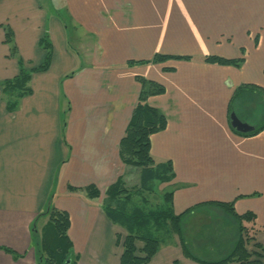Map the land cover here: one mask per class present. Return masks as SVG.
<instances>
[{
    "label": "crops",
    "instance_id": "0c3cea01",
    "mask_svg": "<svg viewBox=\"0 0 264 264\" xmlns=\"http://www.w3.org/2000/svg\"><path fill=\"white\" fill-rule=\"evenodd\" d=\"M5 26L14 32L15 56ZM45 35L51 66L32 74V93L10 111L2 84L21 65L43 62ZM156 54L194 58L129 63ZM206 55L244 62L216 64ZM137 76L165 86L148 98L168 120L152 136L151 152L157 162L173 163L175 178L162 185L174 187L175 213L187 211L189 250L213 261L232 249L226 228L199 221L221 208L216 202L234 201L238 213H255L258 230L248 248L264 256V129L243 135L230 121L233 112L254 128L264 121V0H0V247L21 254L0 249V264H39L52 207L69 213L76 264H120L116 228L126 231L102 203L129 168L120 141L142 88ZM90 185L99 197L88 194ZM151 264L203 263L187 257L174 233Z\"/></svg>",
    "mask_w": 264,
    "mask_h": 264
},
{
    "label": "trees",
    "instance_id": "16d2710c",
    "mask_svg": "<svg viewBox=\"0 0 264 264\" xmlns=\"http://www.w3.org/2000/svg\"><path fill=\"white\" fill-rule=\"evenodd\" d=\"M5 43L10 46L12 56L17 55V46L14 42L13 30L5 26ZM46 50V55L41 64L31 69L23 65L20 71L11 79L3 82V94L7 101V108L14 111L18 107L19 99L31 94L29 86L31 76L35 72L47 71L52 63L53 45L48 35L40 40ZM170 57L190 59V56H171L156 54L152 59L129 61V63L163 62ZM204 60L211 63L241 66L244 58H225L218 55H206ZM21 61V60H20ZM22 63V62H21ZM172 70V67L165 68ZM142 88L138 101L134 107L131 119L127 125L124 136L120 141V156L124 164L140 168L138 185H128L124 176H119L105 192L102 207L109 220L125 229V235H117V243L123 247L120 264H151L153 256L159 250L164 239L169 234H177L180 237L183 249L187 257L203 264H264V256L258 250H250L243 238L247 234V226L250 231L258 230L256 215L252 211L240 214L234 207V201L216 202L221 208L238 223L239 236L232 249L223 257L213 261L201 260L195 256L185 244L183 219L187 211L176 214L173 206L174 188L161 194V201L153 203L148 198L159 192L160 185L169 183L175 178V171L171 160L157 162L153 156L151 138L155 133L167 128L166 115L157 107L148 103V98L154 94L165 92L162 84L137 76ZM241 85L236 89L235 95L243 89ZM255 86V85H254ZM258 87V86H256ZM264 129V121L259 123L253 130L241 132L243 135H255ZM163 190V189H162ZM91 197H99L100 191L95 185L87 189ZM147 194V195H146ZM215 203V202H214ZM49 220L41 232L42 256L39 264H76L77 259L73 254L72 241L68 235L70 226L69 213L52 207L49 212ZM35 230V229H34ZM264 231V227H262ZM248 232V235H249ZM164 233L163 236H159ZM249 242L253 237L249 235ZM142 246L139 247V243ZM259 247L258 243L253 244ZM15 258L21 256L9 247H0Z\"/></svg>",
    "mask_w": 264,
    "mask_h": 264
},
{
    "label": "rangeland",
    "instance_id": "374dc122",
    "mask_svg": "<svg viewBox=\"0 0 264 264\" xmlns=\"http://www.w3.org/2000/svg\"><path fill=\"white\" fill-rule=\"evenodd\" d=\"M164 55H167V54H164ZM176 56H190L192 58H194V56L192 55H176ZM177 58V57H175ZM196 58V57H195ZM179 59H184V58H179ZM204 59V58H203ZM121 162V161H120ZM122 163V162H121ZM140 168L139 167H135V166H129L128 168V171H126V175H125V180H127V184L128 185H138V182H139V176H140ZM136 185V186H137ZM162 187L163 185L160 186V189H159V192L157 191L154 195H149L148 198L151 199V201L153 203H158L161 201V194L162 192L166 191V190H170L169 187H163V190H162ZM174 188V187H173ZM147 195V194H146ZM233 219L232 216L229 215V213L222 209V208H215L214 210L211 211L210 214H207L206 216H203V218H201V221H199V225H211L212 228H214V230L216 229H219V230H222L224 228H226V230L224 229V233H225V236L226 238H231V242L232 244H234L239 236V231H238V223ZM235 223V225H234ZM250 224H248V228H247V234H245L243 236L245 242L247 245H249V240L247 239L249 235H253V231H250L249 232V229H250ZM229 228V229H228ZM117 231H120L121 234H124L123 230L119 229V228H116ZM233 229H235V231H233ZM248 232H249V235H248ZM119 233V232H118ZM164 233H160L159 236H163ZM186 235V234H185ZM189 235V234H188ZM230 236V237H229ZM223 240V239H222ZM231 246L228 247V250L227 252L229 251V248ZM260 248V247H258ZM226 250H223L221 252V255H220V258L223 257L224 254H226ZM219 252V253H220ZM197 253V251H196ZM199 256H208V257H215L217 256L216 254H209L208 252H200V253H197ZM219 258V257H218ZM99 264H102V263H99ZM104 264V263H103Z\"/></svg>",
    "mask_w": 264,
    "mask_h": 264
},
{
    "label": "water",
    "instance_id": "95a60500",
    "mask_svg": "<svg viewBox=\"0 0 264 264\" xmlns=\"http://www.w3.org/2000/svg\"><path fill=\"white\" fill-rule=\"evenodd\" d=\"M230 121H231L232 127L238 131L248 132L254 129V127L251 126L250 124L240 120V118H238V116L234 112L231 113Z\"/></svg>",
    "mask_w": 264,
    "mask_h": 264
}]
</instances>
